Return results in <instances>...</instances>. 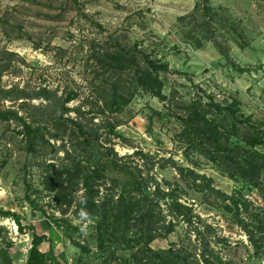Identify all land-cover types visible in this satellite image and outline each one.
<instances>
[{"label": "rangeland", "instance_id": "374dc122", "mask_svg": "<svg viewBox=\"0 0 264 264\" xmlns=\"http://www.w3.org/2000/svg\"><path fill=\"white\" fill-rule=\"evenodd\" d=\"M120 44L164 66L166 98L140 89L123 111L102 113L99 85L113 74L98 76L94 54ZM43 88L60 102L78 93L72 110L59 118L63 111L38 97ZM0 89V110L18 112L0 118V210L50 238L40 246L47 264H133L145 245L136 218L146 196L175 227L152 248L186 244L202 264H264V169L259 185L232 177L181 134L182 117L202 99L223 108L236 101L243 124L264 137V0H0ZM80 107L98 132L89 145L59 123ZM262 141L231 143L258 151L261 162ZM121 196L135 209L127 222L114 216ZM177 200L201 221L186 223ZM81 208L93 219L87 236ZM33 237L0 213V264H29Z\"/></svg>", "mask_w": 264, "mask_h": 264}, {"label": "trees", "instance_id": "16d2710c", "mask_svg": "<svg viewBox=\"0 0 264 264\" xmlns=\"http://www.w3.org/2000/svg\"><path fill=\"white\" fill-rule=\"evenodd\" d=\"M118 45H116L117 47ZM120 44L119 47H115V51H111L109 48L105 49L106 52H97L94 54L96 60L101 64L103 71L98 76L106 75L107 73L113 74L110 78L103 76L105 79L104 85L100 86V100L103 101L101 105L102 113L109 112H121L125 106L129 104L130 100L140 89L147 90L152 94L166 98L163 93L164 84L160 76V72L163 65L154 62L146 54L133 53L132 50ZM133 86V89L131 87ZM3 92L0 89V93ZM5 92V91H4ZM24 91H21L18 98H23ZM39 98H43L49 101L46 106H52L55 111L62 110L63 113L59 118L64 116V113H69L72 109L67 107V103L78 97V93L70 91L65 101L60 102L57 98V93L48 88H43L38 93ZM77 117L69 118L66 121L59 119V123L66 126L68 135L72 140L83 142L84 144H91L96 138H98V132L95 128H92L89 123L83 120L84 111L82 108H76ZM18 116V112L12 109L2 111L0 110V118L13 119ZM243 116L239 113L236 101L230 103L226 107H222L220 103H214L213 100L204 103L202 99L195 100L192 105L189 106L185 115L182 117L184 127L182 130V136L185 143L200 153L206 155L210 160L217 163L220 168L232 177L240 176L251 183L256 185L260 184L258 178L264 169V160L260 162L263 156L258 151H251L248 148L243 147L241 144L236 143L232 145V138H240L246 144L255 147L258 144H262L263 136L260 132L252 134L248 127L242 122ZM110 129L115 132L116 125L109 122ZM25 129L28 134L40 135V129L34 128L30 123L24 122ZM44 138V137H43ZM108 156L116 157L117 153L108 154ZM260 164H259V162ZM78 170L79 166L75 167V170H68L67 173L72 177ZM181 174H184V170L181 169ZM200 176L196 175V179ZM209 188L214 190L210 185ZM94 188L92 185H88V194L91 199L94 198ZM161 192L155 194V196L161 195ZM159 198V197H158ZM94 200V199H93ZM109 204V203H108ZM141 209L138 211L136 220L145 231L142 236V240L145 236V245L138 249L135 254V261L133 264H202L201 260L192 253L188 246H176L172 245L167 249L156 250L150 246V243L155 240L158 235H162V229L166 234L175 230V227L170 221L169 225L162 224L161 213L157 210L159 202L154 198L146 196L141 200ZM176 212L183 216L184 221L188 224L194 222H200L201 216L193 213L192 209L183 203L174 201ZM92 206L96 207L95 204ZM129 208V202L125 196H121L116 204L115 218L118 222L123 220L127 222L130 214L135 212L132 207ZM96 211V209H94ZM1 214L7 216H14L15 221L19 225L21 231L31 230L33 232V246L30 254L29 264H47L46 253L43 252L40 246L50 241L47 235H40L35 231L33 225H24L18 213L11 211L0 210ZM132 215V214H131ZM246 231L252 237L253 233L246 226ZM140 239V240H141Z\"/></svg>", "mask_w": 264, "mask_h": 264}, {"label": "clouds", "instance_id": "9594fccd", "mask_svg": "<svg viewBox=\"0 0 264 264\" xmlns=\"http://www.w3.org/2000/svg\"><path fill=\"white\" fill-rule=\"evenodd\" d=\"M82 203H85L82 201ZM80 220L83 223V225L80 227V232L84 235L87 236L88 233V225L93 223V219L90 213L87 212L86 208H81L80 213H79Z\"/></svg>", "mask_w": 264, "mask_h": 264}]
</instances>
